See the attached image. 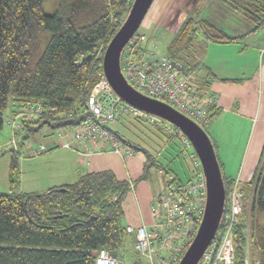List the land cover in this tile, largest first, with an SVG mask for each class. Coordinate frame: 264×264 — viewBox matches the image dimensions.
Masks as SVG:
<instances>
[{
  "label": "trees",
  "instance_id": "trees-1",
  "mask_svg": "<svg viewBox=\"0 0 264 264\" xmlns=\"http://www.w3.org/2000/svg\"><path fill=\"white\" fill-rule=\"evenodd\" d=\"M133 1L63 0L60 10L48 14L45 0H0V127L11 104L21 107L36 102L44 103L47 111L35 122L25 124L23 139L45 128L54 132L80 125L87 114L86 101L104 74L105 50ZM218 1L226 10L240 15L249 28L229 33L206 17L210 9L205 3L211 2L203 0L180 24L166 49V55L181 61L185 70L196 75L203 69L204 50L198 47L201 42L231 44L264 27V0ZM198 32L204 41L197 38ZM154 33L137 31L135 35L145 36L149 47L156 44ZM70 112L71 117L65 116ZM220 113L215 106L208 109L211 121ZM152 127L165 138L163 143L170 142L172 136L161 126ZM122 141L135 152L144 153L149 168L164 169L150 151ZM220 166L226 187V213L233 181ZM16 175L18 165L13 160L11 192L0 194V264H95V254L104 248L120 257L127 236L132 234L121 222L123 201L131 188L128 182L104 170L82 174L72 183L42 193H24L14 191ZM173 181L185 183L179 176ZM244 192L250 238L248 225L242 221L234 230L236 257L241 261L250 250L259 264H264V150L254 178L244 183ZM222 227L223 220L219 232Z\"/></svg>",
  "mask_w": 264,
  "mask_h": 264
},
{
  "label": "built area",
  "instance_id": "built-area-1",
  "mask_svg": "<svg viewBox=\"0 0 264 264\" xmlns=\"http://www.w3.org/2000/svg\"><path fill=\"white\" fill-rule=\"evenodd\" d=\"M147 43L145 36L134 35L122 52L121 68L128 83L139 92L174 107L201 127H209L208 109L216 107L215 95L200 87L196 74L185 70L181 61L168 55L160 57L157 44L147 47ZM86 106V117L80 125L72 128V134L69 133L71 128L54 131L60 133L59 147L84 152L87 156L107 151L132 156L134 150L108 125L126 113L158 124L172 137H179L184 144L183 157H187L192 166L191 177L181 185L174 182L173 177L167 178L162 193L152 202L153 222L150 227H126L127 232L135 236L134 248L140 257L136 264H179L203 221L207 205V179L199 156L195 150L188 151L191 143L179 129L124 102L104 74L94 86ZM17 108L13 112L14 120L6 121L15 136L25 131L26 123L35 122L47 111L42 102L27 103ZM72 114L70 112L65 116L71 117ZM19 120L21 122H17ZM12 143L15 147L19 146L15 138ZM48 151L45 145H40L31 148L30 154L36 157ZM244 199V183L236 179L228 189V209L222 217L223 227L220 232L218 230L198 264H259L250 250L246 251L241 261L236 257L234 230L242 221L248 225L250 238L251 221L249 213L245 212ZM95 264L125 263L104 248L95 254Z\"/></svg>",
  "mask_w": 264,
  "mask_h": 264
},
{
  "label": "crops",
  "instance_id": "crops-1",
  "mask_svg": "<svg viewBox=\"0 0 264 264\" xmlns=\"http://www.w3.org/2000/svg\"><path fill=\"white\" fill-rule=\"evenodd\" d=\"M201 1L203 2V0H155L151 7L152 10L148 12V17L150 16L149 18L153 21L152 12L154 11L155 20L152 23L157 22L159 27L158 19L161 15L166 19L172 13L175 15L180 12L183 5L191 4L190 6L193 5L195 8L202 5ZM205 4L209 6L212 2ZM214 5L218 7V10L222 9V6L215 1ZM147 22L143 25L151 26ZM233 31V33L236 31L241 33L238 28H234ZM259 36L258 30L231 44L204 42L205 49L202 42L198 45L204 50L203 57H201L203 69L196 75L198 84L215 95L216 107L223 112L220 119L212 125L214 137L218 139L222 134L221 138L226 141L224 150H222L223 144H219L221 159L218 150L217 154L224 175L232 181L239 179L242 183L253 179L260 163V151L264 148V33L262 37ZM221 122L224 125L223 131L220 128ZM238 129L243 131L245 129L248 136L244 151L232 160L234 139ZM228 139L231 140L229 143H227ZM253 146L255 148L252 151ZM59 148L62 147H59L58 140H56L51 150ZM166 148L167 145L161 152ZM161 152L158 153V158L154 156L155 159L159 160ZM48 156L70 161L78 176L104 170L113 171L119 180L131 185L129 195L127 194L128 205L126 210L124 209V227H150L153 222L152 202L162 193L169 175L166 170L157 169L161 176L159 185L155 178L149 181L152 167L149 168L147 156L144 153L134 151L133 155L128 157L107 151L87 156L84 152L66 149L50 153ZM144 176L145 181L139 183V179ZM72 182L73 179L70 180V178L53 177L48 181V187ZM130 235L134 236V234Z\"/></svg>",
  "mask_w": 264,
  "mask_h": 264
},
{
  "label": "rangeland",
  "instance_id": "rangeland-1",
  "mask_svg": "<svg viewBox=\"0 0 264 264\" xmlns=\"http://www.w3.org/2000/svg\"><path fill=\"white\" fill-rule=\"evenodd\" d=\"M214 1L218 4L221 3L218 0H210L212 4H210L209 6L207 5L208 9H210V12L207 11L208 14H206V17L212 19L216 24L222 26L229 33H233L234 28H238L241 32H244L246 28L249 27L240 15L233 14L229 10H226V8L224 7L218 10V7L214 5ZM62 4L63 0H45L44 8L46 13L54 14L55 12L61 9ZM190 5L191 4H189L188 6L183 5L181 7L180 12L175 15L174 13H172L166 19H164L163 15H161V17H159L158 19L160 23L159 27L157 26V22H155L154 24L152 23L155 20V12L153 11V21L150 19V16V18L148 17L147 14L143 22V24L146 25V21H148L147 23H150L151 26H144L142 24L141 27L138 29V32L145 31L148 34L151 33L152 30L155 32L152 36L154 39V43L157 44V51L160 57L166 55V49L173 40L175 32L178 30L180 24L191 15L194 6ZM263 31L264 27L259 30V37H262L264 33ZM197 38L199 40H202L204 38L203 34L201 32H198ZM203 48H206L204 44ZM17 109L18 108L14 107L12 104L9 106L4 116L3 126L0 127V194L11 192L10 175L11 164L13 160H15L18 165V175H16L18 185L14 191H21L24 193L45 192L49 189L48 181H50L53 177H60V179H62V177H64V179L70 178V180L73 179L74 182L78 178V175H76V171L74 170V166L72 165V163L67 160L50 158L48 156L50 155V153H55L60 150H66L62 148L51 150V147L54 142H56V140H59V131L53 133L51 130L45 128L37 134L34 133L30 138H28L27 141L26 139H23L25 131L21 135L15 136L13 129L6 123V121H8L9 119L14 120L13 112ZM222 114L223 112L221 111V114L216 115L212 118L209 127H204L207 134L210 136L213 144L217 147L216 150H218L219 152L220 159V145L223 144L222 150H224L226 141L221 138L222 134L219 135L218 139L214 137V134L212 132V125L220 119V116ZM17 122H21V120ZM165 122L167 123V125L170 124L167 121ZM152 124L154 125V123L151 121H146L142 123L140 120L134 118V116H132L131 114L126 113L119 120L109 123L108 125L114 133L119 134L121 140H125L134 145L142 147L150 151L156 157L158 153L161 152L167 145V148L160 153L158 160L159 163L168 172L167 175L172 177L179 176L183 182H187L188 179L191 177L190 168L192 169V166L190 165V162L187 157H183L185 147L184 144L181 142V139L175 136L169 139L170 144L172 143L171 145L163 143L165 138L162 136V134L156 132L158 130H154ZM223 126V122H221V131H223ZM73 131L74 129L69 130V133L72 134ZM247 136L248 134L245 132V129L244 131L238 129V132L236 133V137L234 139L233 151L231 156L232 160L236 159L237 156L239 157L240 152L244 151L243 148L245 146ZM14 138L19 143L18 147H15L12 143V140ZM230 141L231 140L228 139L227 143H229ZM40 145H45L51 151L49 150L48 152L40 156H32L30 154V149L38 148ZM254 148L255 146H253L251 150L253 151ZM192 150H194V148L190 145L188 147V151L192 152ZM260 154L261 158L263 154L262 149L260 151ZM231 167H233V165H231ZM154 178L157 181V184L159 185V182L161 181V176H159L156 167H153L151 169L149 181L154 180ZM143 181L145 180L143 177H141V179H139V183H142ZM177 181H179V179ZM128 195L123 201V206L125 210L128 205ZM124 217L125 213L121 219L123 225H125V223L123 222ZM119 256V259L125 264H136L139 262L140 257L134 248L133 235L127 236L125 245L123 247V250L120 252Z\"/></svg>",
  "mask_w": 264,
  "mask_h": 264
},
{
  "label": "water",
  "instance_id": "water-1",
  "mask_svg": "<svg viewBox=\"0 0 264 264\" xmlns=\"http://www.w3.org/2000/svg\"><path fill=\"white\" fill-rule=\"evenodd\" d=\"M155 0H134L120 29L110 40L103 58V71L117 95L127 104L146 114L161 118L177 127L199 156L207 179V205L203 221L179 264H198L215 239L225 211L226 187L214 144L198 123L169 104L151 98L132 87L123 75L121 55L143 24Z\"/></svg>",
  "mask_w": 264,
  "mask_h": 264
},
{
  "label": "clouds",
  "instance_id": "clouds-1",
  "mask_svg": "<svg viewBox=\"0 0 264 264\" xmlns=\"http://www.w3.org/2000/svg\"><path fill=\"white\" fill-rule=\"evenodd\" d=\"M226 205V204H225Z\"/></svg>",
  "mask_w": 264,
  "mask_h": 264
}]
</instances>
